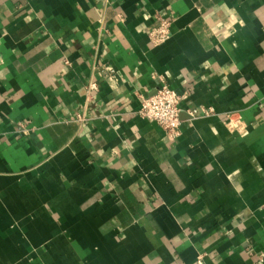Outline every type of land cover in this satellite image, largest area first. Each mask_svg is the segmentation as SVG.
<instances>
[{
  "label": "crops",
  "instance_id": "0c3cea01",
  "mask_svg": "<svg viewBox=\"0 0 264 264\" xmlns=\"http://www.w3.org/2000/svg\"><path fill=\"white\" fill-rule=\"evenodd\" d=\"M199 258L264 264V0H0V264Z\"/></svg>",
  "mask_w": 264,
  "mask_h": 264
},
{
  "label": "built area",
  "instance_id": "2783aa9c",
  "mask_svg": "<svg viewBox=\"0 0 264 264\" xmlns=\"http://www.w3.org/2000/svg\"><path fill=\"white\" fill-rule=\"evenodd\" d=\"M171 22L162 19L159 27L153 29L149 33L150 43L154 47L161 46L165 44L171 37ZM91 90H97V85L94 84L90 87ZM181 97L179 94L170 89L169 87L162 85L160 86L156 93L152 96L143 97L142 107L138 112L139 119L143 121H148L155 123L160 126L167 137L174 141L180 136L182 119L180 102ZM215 111L213 109H201L189 112L191 119H196L200 115L211 116L214 115ZM234 113L228 115L229 123L234 124ZM84 120L83 116L78 117V121L82 122ZM21 132L27 133L28 130L25 125H21ZM196 264H205L203 258H199Z\"/></svg>",
  "mask_w": 264,
  "mask_h": 264
}]
</instances>
